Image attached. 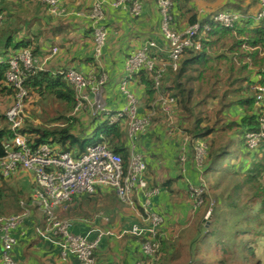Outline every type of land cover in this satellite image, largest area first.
<instances>
[{
	"label": "trees",
	"instance_id": "1",
	"mask_svg": "<svg viewBox=\"0 0 264 264\" xmlns=\"http://www.w3.org/2000/svg\"><path fill=\"white\" fill-rule=\"evenodd\" d=\"M30 2L38 3L47 10L45 4L33 0H2L0 3V14L5 17V25L0 27V53L11 54L30 47L37 55L39 47L30 38L33 25L30 10L16 13L17 5L30 7ZM174 2V21L178 29L196 22L209 24L210 29L201 38L203 48L199 51L186 49L180 57L178 69H168L163 78L162 88L176 99L172 107L174 127L169 126L167 114L158 106L149 129L153 130L154 124H157L164 130L182 134V137L189 134L193 140H207L210 149L202 175L214 194L221 185V178L235 177V181L227 196L223 191L214 195L215 207L212 208L209 226L197 229L193 225L168 238L163 235L160 226L158 239L161 246L155 257H149L140 250V245L146 240L145 235L131 234L130 237L139 241L134 264L140 260L151 264H261L256 259L252 243L264 236V143L252 149L245 142L247 132L261 130L260 118L264 115V98L258 100V87L264 86V18H256L261 4L259 0H224L218 10H209L210 7L202 10L199 0ZM10 6L15 10L9 12ZM221 12H239L243 16L232 26H224L214 19ZM5 35L7 38L2 41ZM152 53L159 64L162 60L160 55ZM8 69L7 63H0V103L3 106V110L0 106V156L5 154L4 141L13 138L4 113L12 105L14 97V90L5 83ZM133 79L143 86L139 99L148 110L158 95L154 75L141 70ZM26 87L29 92L27 108H30L31 115L21 131L33 147L49 143L58 150H73L75 155H79L88 145L106 143L127 163V120L110 123L107 114L102 112L88 117L91 132L81 134L76 128L79 125L86 127L79 116L84 109L74 113L75 92L65 74L38 70L27 79ZM234 108L240 110L239 117H233L231 110ZM189 146L188 154L192 155V143ZM236 146L237 154L244 156H241V164L233 168L226 165V161L230 155L236 158L237 154L232 153ZM142 152L147 162L146 179L151 186L161 189L163 185L151 178V173L157 171L154 162L149 159L151 154L144 148ZM222 169L227 175L215 179ZM7 180L0 177V216L19 213L22 210L20 200L29 203L32 199L23 187L16 183L8 185ZM174 180L168 178L164 184L171 185ZM208 193L204 194L205 202L200 207L202 211L208 209ZM117 205L129 204L122 202L113 188L98 187L95 192L77 195L59 208L66 207L65 213L71 217H89L96 211ZM231 220L236 223L232 224ZM228 224L233 229L230 233L232 244L222 239L223 235H227L224 231ZM235 249H238L239 255L235 254ZM122 264L129 263L123 260Z\"/></svg>",
	"mask_w": 264,
	"mask_h": 264
},
{
	"label": "built area",
	"instance_id": "2",
	"mask_svg": "<svg viewBox=\"0 0 264 264\" xmlns=\"http://www.w3.org/2000/svg\"><path fill=\"white\" fill-rule=\"evenodd\" d=\"M33 1L45 4L52 16L64 14V9L61 7L62 0ZM259 1L261 8L256 13V18L261 20L264 18V0ZM156 4L161 15L160 28L166 42L165 52L168 62L160 61L158 64L153 57L152 51L160 49L158 42L153 39L146 40L142 46L132 51L125 61L127 77L120 85L126 97L121 109L115 111L109 109L104 98L105 84L109 76L101 66L109 33L103 21L107 6L127 9L133 16H140L144 11L143 0H94L86 15L93 23L94 56L99 67H94L88 72L80 71L75 67L59 71L65 74L74 89L76 98L74 113L89 109L92 115L105 112L110 123L128 121L130 147L127 163L120 153L112 150L106 143L88 145L79 155H75L73 150H58L49 143L33 147L27 135L21 131L29 117L27 108L29 92L26 81L38 70H45V61L35 55L30 47L11 54L0 53V63L9 65L5 83L14 90L13 103L5 112L13 138L4 141L5 154L0 156V177L10 179L19 172L28 174L34 172L31 201L28 203L22 199L21 212L0 216L2 264H25L14 255L18 238L13 231L31 215L33 205L42 210L45 218L43 227H36L37 233L43 238L58 243L64 259L68 253H74L81 264H95V251L100 243L99 238L90 240L87 236L73 232L72 220L59 217L57 210L62 204L72 201L75 196L93 193L98 187L113 188L122 202L131 206L140 205L147 223L145 226L134 225L131 232L146 236V240L142 243V251L145 255L155 257L159 251L161 243L158 239V230L164 218L161 213L152 209L151 198L161 189L158 186H151L146 179L147 162L143 152L137 149L136 139L140 134L148 131L158 106L167 114L169 126L174 127L172 107L176 99L162 88L163 78L168 69L172 68L175 71L178 69L180 57L186 49L199 51L203 48L201 38L210 29V25L196 22L180 30L174 21V0H156ZM242 16L239 12H221L214 19L221 25L232 26ZM4 19L5 17L0 14V27ZM57 50L54 48L52 54L57 53ZM141 70L153 73L158 94L151 108L145 113L140 112L139 99L128 86V81ZM258 89L260 101L264 98V86ZM260 122V131L246 133L245 142L252 149L264 143V115L261 116ZM190 143H192V160L199 174V183L189 182L188 194L193 207L198 209L204 204V194L209 190L202 173L210 145L205 139L193 140L189 134H186L179 153V164L183 172L186 171L185 164L189 158ZM211 215L210 208L206 211L204 220H210ZM135 264L151 263L140 260Z\"/></svg>",
	"mask_w": 264,
	"mask_h": 264
},
{
	"label": "crops",
	"instance_id": "3",
	"mask_svg": "<svg viewBox=\"0 0 264 264\" xmlns=\"http://www.w3.org/2000/svg\"><path fill=\"white\" fill-rule=\"evenodd\" d=\"M93 1L62 0L61 7L64 9V14L57 17L45 11L40 4L30 2L28 10H30V19L33 20L30 38L34 45L39 47L37 55L45 61V70L57 73L60 70L75 67L80 71L88 72L94 67H99L94 56L93 23L86 15ZM143 3L144 11L138 17L133 16L127 9H115L111 6L106 8L103 23L109 34L104 47L101 68H104L109 76L104 89L106 106L113 110H119L125 104L126 97L120 85L127 77L125 61L132 51L142 46L146 40L153 39L160 46V49L153 50L154 53L160 55L162 62H168L165 52L166 42L160 28L161 15L156 0H143ZM9 12L12 11L9 10ZM6 38L5 35L1 40L5 41ZM53 48H58V51L51 55ZM128 86L138 98L143 94V86L137 84L133 77L128 81ZM139 101H141L140 112L145 113L147 108L143 106L141 99ZM231 112L233 117L241 115L238 108H234ZM79 116L86 124L85 130L80 131L81 134H89L91 126L89 127L87 123L88 117L93 116L91 111L84 109ZM182 136L180 133L177 134L169 129L164 130L154 124L153 130L149 129L136 139L137 149L148 150L151 154L149 159L157 167V171L151 173L152 181L163 185L151 201L152 209L163 215L164 221L161 228L163 235L167 238L178 235L180 230L188 229L193 225L200 229L203 225L209 224V222L205 223L202 209H195L188 197L189 182L199 183V174L191 154L185 164L186 171L183 172L180 167L179 153L184 138ZM179 176L181 179H178ZM168 178L175 179L171 185L164 184ZM12 180H14L13 183L23 187L27 195L32 193L33 176L31 174L19 172L12 177ZM31 209V215L13 231L18 238L14 249L16 259L25 264H81L74 253H68L64 259L58 243L43 238L37 233L36 227H43V212L36 205H33ZM65 209L64 206L58 208L57 213L62 215V218L72 220L73 232L87 236L90 240L99 238L96 264H122L123 260L134 264L138 255L139 241L130 237L131 234L134 235L131 231L134 225L145 226L147 223L139 204L106 207L89 217L84 215L71 217L65 213ZM1 248L0 240V256ZM0 264H2L1 258Z\"/></svg>",
	"mask_w": 264,
	"mask_h": 264
},
{
	"label": "rangeland",
	"instance_id": "4",
	"mask_svg": "<svg viewBox=\"0 0 264 264\" xmlns=\"http://www.w3.org/2000/svg\"><path fill=\"white\" fill-rule=\"evenodd\" d=\"M199 2L201 4L202 10H204V9L206 10L208 7H210L209 10H212V9L218 10L224 4V0H199ZM17 6L18 7L15 6L16 7V13L19 12V11H22L23 13H27V11H28V5L20 4V5H17ZM9 8H11V11L15 10L14 7H11L10 6ZM1 108L3 110V106H1ZM28 114H29V118H30V115H31L30 108H28ZM29 118H27V119H29ZM36 121L40 122L39 119H36ZM84 127H85L84 125H79L78 128H76V129H77V131H78V129H80L79 131L82 132V131H84ZM232 153L237 154V146L234 147ZM241 156H244V155L242 153H238L236 155V158L235 157L233 158V156L230 155V157H232L231 160L229 159L230 157L228 156L229 158L226 161V165H231V166H233V168H234V166L236 167L237 165L241 164L240 163L241 162V158H242ZM248 159L251 160V157L249 156ZM233 170H235V169H233ZM30 174L33 176L34 175V172H30ZM226 175H227L226 174V171L224 169H222V170L219 171V173H217L215 175L216 176L215 179H219L220 176L223 177V176H226ZM234 178L235 177H232L231 179L228 178V177H226L224 179L221 178V185L217 188L215 194H214V191H212V189L210 190L209 184L207 183L208 184V189H209L208 190V192H209L208 195L210 197V202H209V205H208V209H210V208L212 209L213 207H215L214 195H216V194H222L221 192L223 191L224 196L225 195L227 196L228 191L231 189V187L233 186V182L235 181ZM13 181L14 180H12V178L9 179V180H7V184L8 185H9V183L10 184H13ZM208 209L206 208V210H203L202 213L204 214ZM12 214H14V213H12ZM228 221H229V216H228ZM231 221H232V224H235L236 223V221L235 222L233 220H231ZM230 224H228L227 229H225V231H224V233L227 231V235H223L224 237H222V239L225 242H227L228 244H232V242H233V240H232V238L230 236V233H231V231H233V229L231 228V225ZM206 225H208V224H206ZM223 225H225V222L223 223ZM245 238L248 239V237H245ZM252 246H253V248L255 249V252H256V259L259 260L261 264H264V236L259 237V238H256L253 241ZM235 250H237L235 252V254L239 255L238 254V252H239L238 249H235Z\"/></svg>",
	"mask_w": 264,
	"mask_h": 264
},
{
	"label": "clouds",
	"instance_id": "5",
	"mask_svg": "<svg viewBox=\"0 0 264 264\" xmlns=\"http://www.w3.org/2000/svg\"><path fill=\"white\" fill-rule=\"evenodd\" d=\"M4 21H5V19H4ZM4 24V23H3ZM54 49V48H53ZM53 49H52V51H53ZM58 49V48H57ZM58 51V50H57ZM51 54H52V52H51ZM68 69V68H67ZM137 96V95H136ZM138 97V96H137ZM139 99V98H138ZM140 102V101H139ZM141 104H139V106H140ZM110 109V108H109ZM111 110H113V109H111ZM115 111V110H114ZM149 130V129H148ZM129 147H130V139H129ZM21 212V211H20ZM206 213V212H205ZM14 214H17V213H14ZM9 215H11V214H9ZM205 215V214H204ZM206 221V220H205ZM210 220H208V221H206V222H209Z\"/></svg>",
	"mask_w": 264,
	"mask_h": 264
}]
</instances>
